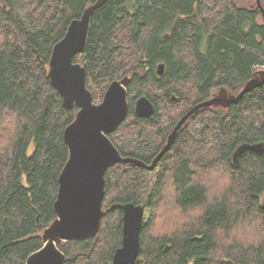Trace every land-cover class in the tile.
Returning <instances> with one entry per match:
<instances>
[{
    "label": "trees",
    "instance_id": "obj_1",
    "mask_svg": "<svg viewBox=\"0 0 264 264\" xmlns=\"http://www.w3.org/2000/svg\"><path fill=\"white\" fill-rule=\"evenodd\" d=\"M97 1L0 0V264H26L57 218L64 132L79 109L63 107L49 62L70 23ZM237 1L107 0L92 14L75 62L94 103L128 80L127 118L109 135L123 157L151 165L192 107L222 88L238 94L264 70L262 14ZM143 96L155 107L150 118L135 112ZM258 143L264 85L229 108L199 111L153 170H107L100 232L60 243L65 264H114L123 213L112 207L127 203L144 207L135 264H264V153L233 160L238 147Z\"/></svg>",
    "mask_w": 264,
    "mask_h": 264
},
{
    "label": "water",
    "instance_id": "obj_2",
    "mask_svg": "<svg viewBox=\"0 0 264 264\" xmlns=\"http://www.w3.org/2000/svg\"><path fill=\"white\" fill-rule=\"evenodd\" d=\"M107 0H98L85 10L80 19L73 20L62 40L53 48L49 62L48 78L62 97L63 107L79 112L65 129L64 140L69 150V159L60 177L57 199L54 203L56 220L43 233V247L31 254L26 264H65L66 256L59 249L62 242L83 241L99 234L104 216L105 176L109 168L117 164H135L153 170L161 158L173 146L178 131L196 113L203 109L229 108L238 104L244 96L264 85V70L256 72L244 88L233 94L220 89L210 99L192 107L176 124L166 145L151 165L123 157L109 138L125 121L129 111L127 82L113 81L100 103L86 85V69L75 62L85 51L92 14ZM264 21V7L256 0ZM165 65L158 66V75L164 74ZM173 99H175L173 97ZM135 112L141 118H150L155 113L151 100L145 96L136 101ZM246 151L264 153V144H243L233 155L235 164ZM123 213L122 246L113 256L114 264H135L141 249V230L144 207L127 203L114 205Z\"/></svg>",
    "mask_w": 264,
    "mask_h": 264
},
{
    "label": "rangeland",
    "instance_id": "obj_3",
    "mask_svg": "<svg viewBox=\"0 0 264 264\" xmlns=\"http://www.w3.org/2000/svg\"><path fill=\"white\" fill-rule=\"evenodd\" d=\"M238 6H245L248 8H255L256 7V0H238ZM263 69H258L256 72H260ZM220 90L216 91L215 94H218Z\"/></svg>",
    "mask_w": 264,
    "mask_h": 264
}]
</instances>
